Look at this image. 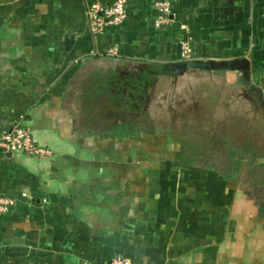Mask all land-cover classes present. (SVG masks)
<instances>
[{
    "label": "crops",
    "instance_id": "obj_1",
    "mask_svg": "<svg viewBox=\"0 0 264 264\" xmlns=\"http://www.w3.org/2000/svg\"><path fill=\"white\" fill-rule=\"evenodd\" d=\"M94 1L115 0H0V125L21 120L51 151L0 148V195L16 199L0 264H264L241 180L178 163L175 131L153 122L233 82L262 107L264 0H168L161 24L159 0H125L101 33Z\"/></svg>",
    "mask_w": 264,
    "mask_h": 264
},
{
    "label": "rangeland",
    "instance_id": "obj_2",
    "mask_svg": "<svg viewBox=\"0 0 264 264\" xmlns=\"http://www.w3.org/2000/svg\"><path fill=\"white\" fill-rule=\"evenodd\" d=\"M215 87L216 96H180L193 103H183L177 96L169 103L167 116L153 122L157 128L175 131L181 149L175 156L178 163L237 177L241 188L256 197L264 189V104L256 102L251 84L246 96L238 83L221 94L222 86Z\"/></svg>",
    "mask_w": 264,
    "mask_h": 264
},
{
    "label": "built area",
    "instance_id": "obj_3",
    "mask_svg": "<svg viewBox=\"0 0 264 264\" xmlns=\"http://www.w3.org/2000/svg\"><path fill=\"white\" fill-rule=\"evenodd\" d=\"M156 6L159 10L157 24L170 21V2L168 0H159L156 2ZM86 13L91 31L101 33L107 27L117 25L126 18V1L115 0L112 3L94 1L88 5ZM110 53H115V49H110ZM0 148L11 152L22 151L36 156H44L51 152L48 148L37 145L34 142L30 130L23 125L21 120L14 121L8 127L0 125ZM15 203V198L0 195V215L15 205ZM109 264H132V262L126 257L115 256L110 260Z\"/></svg>",
    "mask_w": 264,
    "mask_h": 264
},
{
    "label": "trees",
    "instance_id": "obj_4",
    "mask_svg": "<svg viewBox=\"0 0 264 264\" xmlns=\"http://www.w3.org/2000/svg\"><path fill=\"white\" fill-rule=\"evenodd\" d=\"M262 194L257 195L255 198V201L257 205L259 206L260 213L264 216V189L261 191Z\"/></svg>",
    "mask_w": 264,
    "mask_h": 264
}]
</instances>
